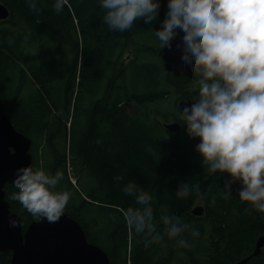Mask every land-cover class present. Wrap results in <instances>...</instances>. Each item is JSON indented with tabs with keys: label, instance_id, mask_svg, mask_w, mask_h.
I'll return each instance as SVG.
<instances>
[{
	"label": "trees",
	"instance_id": "trees-1",
	"mask_svg": "<svg viewBox=\"0 0 264 264\" xmlns=\"http://www.w3.org/2000/svg\"><path fill=\"white\" fill-rule=\"evenodd\" d=\"M0 3L10 11L0 23L1 109L32 140L34 167L50 175L64 172L55 190L70 191L66 214L89 243L112 264H239L252 256L264 237V213L240 200L239 181L206 172L195 151L199 141L187 135L186 126L179 133L165 128L182 123L180 101L198 96L196 78L167 73L160 56L154 29L165 17L167 0H161L158 20H138L122 33L102 22L99 0H68L59 14L54 0H38V10L29 0ZM167 102L171 109H163ZM130 181L153 197L156 233L127 227L124 214L134 203L123 188ZM182 182L193 189L185 199L175 195ZM15 191L6 186V201L25 232L35 219L10 199ZM198 206L204 209L199 218L192 215ZM161 215L181 218L188 227L180 238L191 248L167 238ZM11 259V252L0 253V264ZM246 264H264V249Z\"/></svg>",
	"mask_w": 264,
	"mask_h": 264
},
{
	"label": "clouds",
	"instance_id": "clouds-1",
	"mask_svg": "<svg viewBox=\"0 0 264 264\" xmlns=\"http://www.w3.org/2000/svg\"><path fill=\"white\" fill-rule=\"evenodd\" d=\"M37 2L29 0V6L38 10ZM67 4L54 0L52 7L59 14ZM99 7L108 29L122 33L138 20H158L161 0H99ZM166 8L159 29H154L159 47L170 50L173 38L183 33L181 61L198 84V96L179 110L181 125L190 138L198 139L195 151L206 172L227 173L239 181L240 200L264 213V0H167ZM63 179L62 170L50 175L32 164L21 166L10 199L37 222H58L71 199L70 191L55 190ZM227 191L232 193L230 185ZM123 192L134 203L124 214L129 230L156 233L149 192L135 181L126 183ZM192 192L182 182L175 195L185 199ZM159 221L169 240L180 248L192 247L180 238L188 226L179 216L161 215ZM10 225L20 226L18 220H10ZM191 235L201 234L193 230Z\"/></svg>",
	"mask_w": 264,
	"mask_h": 264
},
{
	"label": "water",
	"instance_id": "water-1",
	"mask_svg": "<svg viewBox=\"0 0 264 264\" xmlns=\"http://www.w3.org/2000/svg\"><path fill=\"white\" fill-rule=\"evenodd\" d=\"M10 17V11L0 3V22ZM183 33L173 38L171 49H163L160 56L165 71L174 76L184 75L194 80L195 77L181 61ZM179 45V47H177ZM192 100L178 103L182 110L185 103L191 105ZM171 133H179L181 124L175 122L165 124ZM30 138L19 133L11 120L3 113L0 104V252H11L10 264H112L107 253L100 247L89 243L82 226L69 217L66 212L58 222L49 223L46 220L30 223L23 232L22 219L10 210L6 201L5 188L12 187L16 169L21 166L33 165ZM34 166V165H33ZM204 209L196 207L192 215L202 217ZM10 220H18V227H12ZM264 248V237L258 239L252 256L239 264L248 263L253 257L260 256Z\"/></svg>",
	"mask_w": 264,
	"mask_h": 264
},
{
	"label": "rangeland",
	"instance_id": "rangeland-1",
	"mask_svg": "<svg viewBox=\"0 0 264 264\" xmlns=\"http://www.w3.org/2000/svg\"><path fill=\"white\" fill-rule=\"evenodd\" d=\"M160 108V107H159ZM161 109V108H160ZM163 109H171V102L169 103V102H167V103H165L164 104V106H163ZM135 110L136 109H134L133 108V106L131 107H129L128 108V111L131 113V114H137L136 112H135ZM41 148H44V147H41ZM32 149H33V147H32ZM32 149H31V151H32ZM41 151H43V150H40V152ZM73 162H74V160H72V164H73ZM68 171H70V176H71V178H72V181H74L73 179H75L76 177H75V175H74V173L75 172H73V167H72V165H71V167H68ZM129 264V263H128Z\"/></svg>",
	"mask_w": 264,
	"mask_h": 264
},
{
	"label": "built area",
	"instance_id": "built-area-1",
	"mask_svg": "<svg viewBox=\"0 0 264 264\" xmlns=\"http://www.w3.org/2000/svg\"><path fill=\"white\" fill-rule=\"evenodd\" d=\"M75 183V181H73Z\"/></svg>",
	"mask_w": 264,
	"mask_h": 264
}]
</instances>
